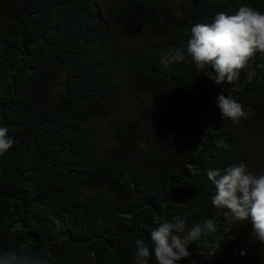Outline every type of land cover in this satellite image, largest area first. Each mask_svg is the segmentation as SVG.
I'll list each match as a JSON object with an SVG mask.
<instances>
[{"label":"trees","instance_id":"16d2710c","mask_svg":"<svg viewBox=\"0 0 264 264\" xmlns=\"http://www.w3.org/2000/svg\"><path fill=\"white\" fill-rule=\"evenodd\" d=\"M264 0H0V250L49 264H135L162 222L211 219L179 264H264L250 222L212 204L209 169L264 175V55L232 84L198 72L195 24ZM244 106L223 119L217 97ZM242 253H244L242 255ZM149 264H156L154 254Z\"/></svg>","mask_w":264,"mask_h":264},{"label":"clouds","instance_id":"9594fccd","mask_svg":"<svg viewBox=\"0 0 264 264\" xmlns=\"http://www.w3.org/2000/svg\"><path fill=\"white\" fill-rule=\"evenodd\" d=\"M257 54L264 55V13L245 5L234 14H216L211 23L193 25L186 49H170L161 62L165 66L181 63L187 55L198 72L214 70L211 80L216 85L225 81L230 85L240 78L250 62L255 61ZM216 102L224 120L239 124L248 118L244 106L230 93L227 97L218 95ZM13 143L8 129L0 127V157L12 148ZM207 177L215 186L213 206L226 209V215L230 214L231 219L250 222L254 237L264 243V175L253 174L240 162L223 173L219 169H209ZM206 231H216L213 220L193 225L191 229L187 228L183 218L162 222L151 231L150 245L144 239L135 241V264H149L153 254L156 264H179L192 256L191 243L198 241ZM0 264H49V260L30 252L0 250ZM190 264L195 261L190 260Z\"/></svg>","mask_w":264,"mask_h":264}]
</instances>
